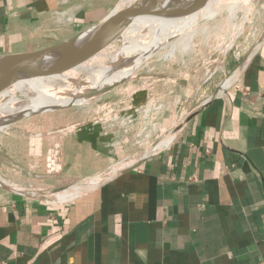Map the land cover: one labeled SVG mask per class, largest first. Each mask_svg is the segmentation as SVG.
Wrapping results in <instances>:
<instances>
[{"label":"crops","instance_id":"crops-1","mask_svg":"<svg viewBox=\"0 0 264 264\" xmlns=\"http://www.w3.org/2000/svg\"><path fill=\"white\" fill-rule=\"evenodd\" d=\"M116 2L0 0V53L64 40ZM54 133L29 138L30 154L33 144L38 158L51 151L45 162L4 176L33 191L68 188L126 154L93 130ZM172 135L67 202L0 187V264H264V40L234 83Z\"/></svg>","mask_w":264,"mask_h":264},{"label":"rangeland","instance_id":"rangeland-1","mask_svg":"<svg viewBox=\"0 0 264 264\" xmlns=\"http://www.w3.org/2000/svg\"><path fill=\"white\" fill-rule=\"evenodd\" d=\"M228 16L225 8L210 21L206 39L196 38L193 53L183 62L162 67L156 61L146 67L147 70L140 69L144 76L128 79L114 90L100 95L91 101L89 108L75 106L59 112L51 109L47 113L53 112L52 117L45 116V113H33L18 119L11 129L1 130L0 143L5 147L3 149L0 145V175H27V172L21 174L20 168L28 171L36 165L38 156L35 151L40 155L42 146L33 144L30 154L29 138L37 134L46 135L48 131H55L54 135H71L93 130L100 134L111 152L120 148L126 153L122 158L117 157L114 164L121 161L127 163L146 155L153 143L173 132L179 120L182 121L201 103L231 86L261 45L264 34L263 0H246L232 18ZM113 66L111 72L116 74L118 66ZM32 140L38 142L35 138ZM50 152L45 149L43 159H38L45 162Z\"/></svg>","mask_w":264,"mask_h":264},{"label":"bare ground","instance_id":"bare-ground-1","mask_svg":"<svg viewBox=\"0 0 264 264\" xmlns=\"http://www.w3.org/2000/svg\"><path fill=\"white\" fill-rule=\"evenodd\" d=\"M245 1L246 0H208L201 9L185 19L182 17V8L187 0H154L152 14L137 23V32L132 37L128 35V37H131L129 38L131 40L128 39L129 41L127 40L128 43L126 45L121 46L120 50L109 47L100 51L91 59L90 63L85 64L68 75L57 77L43 76L27 81L13 78L3 70H0V94L10 92V96L0 103V131L3 129H11L17 124L18 119L33 113H45V116L52 117L51 114H53V112L47 113L51 109L58 110L59 112L71 109L75 106L85 105V107L89 108L92 103L91 101L99 97L100 92L104 89L108 92L112 91L121 80L132 79L135 76L144 74L140 69L128 68L118 61V52L122 50L132 54L142 55L160 42L168 40L155 53L158 60L157 65L166 67L169 63L183 62L185 57L193 53L196 40H198L199 37L205 38L206 35H208L210 21L214 19L222 9L226 8L228 15L232 18L235 15L236 9L245 4ZM134 2L135 0H119L110 10L109 14H107L105 18L99 20L91 29L90 36H96V38L107 37L116 32L119 27H125L132 18ZM172 36H174V38L169 40ZM92 39L93 37L78 36L72 40V42ZM113 65L118 66L116 74L111 72L112 69H114ZM151 69H153V66L149 69L150 73H152ZM124 94H126V92ZM172 136L173 135H169L164 138L157 145V148L167 144ZM144 155L142 156L144 157ZM142 156H138L135 160L127 163H125V161L118 162L112 165L105 174L91 176L85 181H81L61 191L38 195V198L48 199V201L57 203L72 200L79 194L95 186V184L101 180L111 176L116 171L141 159ZM0 182L24 192H31L33 190L21 184H17L1 175Z\"/></svg>","mask_w":264,"mask_h":264},{"label":"water","instance_id":"water-1","mask_svg":"<svg viewBox=\"0 0 264 264\" xmlns=\"http://www.w3.org/2000/svg\"><path fill=\"white\" fill-rule=\"evenodd\" d=\"M207 1L208 0H187L182 8V17L186 19L191 14L197 12ZM153 6L154 0H135L132 10L133 14L130 22L123 28L119 27L116 32L110 34L107 37L96 38V36H90L91 29L99 22L98 21L80 30L78 33L69 38L38 49L11 53H0V70H3L13 78L27 81L43 76L57 77L68 75L69 73L74 72V70L76 71L85 64L90 63L91 59L97 53L104 49L113 47L116 50H120L121 46L126 45L128 41L131 40L129 38H131L137 32V23L152 14ZM128 35H131V37H128ZM78 36H88L93 37V39L81 42H72V40H74ZM172 38H174V36H172L169 40H171ZM263 40L264 34L262 37V41ZM167 41L164 40L160 42L155 47L151 48L142 55L132 54L122 50L121 52H118V61L128 68L143 69L149 67L150 64L158 61L155 53ZM126 80L128 79L121 80L118 85L125 82ZM226 90L227 88H225L223 92H225ZM106 92L108 91L104 89L100 92V95ZM223 92H218L205 102L201 103L194 110H192L182 121H180L175 126L172 133L170 131V133L165 134V136L159 138L155 143H153L152 146L148 148L143 159L148 157L164 138L178 131L195 114H197L215 98L219 97ZM9 96L10 92L1 93L0 103L6 100ZM0 187L8 192L27 197H34L45 193H54L66 189L52 188L46 190L24 192L17 188L7 186L2 182H0Z\"/></svg>","mask_w":264,"mask_h":264}]
</instances>
